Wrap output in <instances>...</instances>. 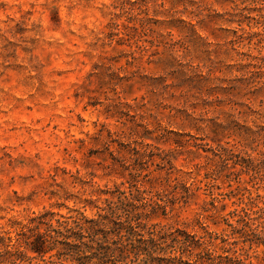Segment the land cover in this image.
Wrapping results in <instances>:
<instances>
[{
	"label": "clouds",
	"instance_id": "clouds-1",
	"mask_svg": "<svg viewBox=\"0 0 264 264\" xmlns=\"http://www.w3.org/2000/svg\"><path fill=\"white\" fill-rule=\"evenodd\" d=\"M0 264H264V0H0Z\"/></svg>",
	"mask_w": 264,
	"mask_h": 264
}]
</instances>
